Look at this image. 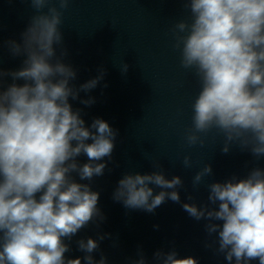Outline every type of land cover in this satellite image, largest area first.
<instances>
[{
	"label": "clouds",
	"instance_id": "1",
	"mask_svg": "<svg viewBox=\"0 0 264 264\" xmlns=\"http://www.w3.org/2000/svg\"><path fill=\"white\" fill-rule=\"evenodd\" d=\"M69 3L31 0L38 14L22 33V45L9 42L13 55L27 58L19 70H0V78L13 79L6 89L0 83V264H81L79 257H65L71 250L65 240L71 241L90 222L105 219L97 206L99 192L90 183L77 182L73 173L81 181L102 176L107 165L100 161L111 160L118 131L100 118L85 126L82 110L69 102L80 91L96 88L105 75L101 68L79 88L70 84L76 71L54 48L63 44L62 10ZM184 7L190 9L191 22L175 23L174 47L180 50L181 66L194 69L201 86L192 105L187 144L203 147L200 134L217 129L224 137L222 152L237 144L256 158L264 156V0H184ZM65 55L62 50L61 57ZM127 69L123 64L122 72ZM80 102L91 106L95 99ZM81 155L87 156L86 163L78 162ZM191 164L185 155L183 165ZM211 173V165H205L193 185ZM150 184L163 190L154 195ZM182 186L179 176L166 179L162 171L127 173L113 199L125 208L152 213L166 199L180 203L176 189ZM208 189L209 203L218 208L183 203L184 211L209 221L206 231L218 234L216 251L228 264H264V169L253 168L246 178L232 176ZM77 244L86 253L85 264H106L103 255L99 261L91 255L99 249L98 240L89 237ZM140 257L134 264H146L142 253ZM154 259L160 264H198L193 257L178 259L174 250L157 251Z\"/></svg>",
	"mask_w": 264,
	"mask_h": 264
}]
</instances>
